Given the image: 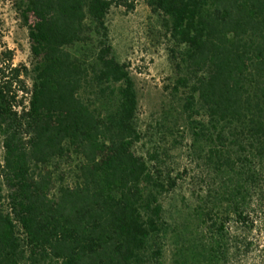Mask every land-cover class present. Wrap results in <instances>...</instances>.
<instances>
[{
    "label": "trees",
    "instance_id": "16d2710c",
    "mask_svg": "<svg viewBox=\"0 0 264 264\" xmlns=\"http://www.w3.org/2000/svg\"><path fill=\"white\" fill-rule=\"evenodd\" d=\"M188 48L182 85L209 116V154L228 172L264 164V0H149ZM35 59L0 69V264H142L160 230L164 185L135 145L139 98L104 45L91 67L69 50L108 36L107 15L127 0H23ZM2 72V73H1ZM96 84L100 93L87 97ZM20 92L30 93L26 104ZM190 103V104H191ZM79 157L77 179L55 191L56 159ZM248 154V155H247ZM252 162V161H251Z\"/></svg>",
    "mask_w": 264,
    "mask_h": 264
},
{
    "label": "rangeland",
    "instance_id": "374dc122",
    "mask_svg": "<svg viewBox=\"0 0 264 264\" xmlns=\"http://www.w3.org/2000/svg\"><path fill=\"white\" fill-rule=\"evenodd\" d=\"M133 8L114 5L107 15L108 36L91 25V41L69 50L96 63L104 45L130 72L139 98L135 145L164 188L160 230L148 240L142 264H264V164L244 161L228 172L209 154L214 133L209 116L190 102L191 87L182 85L181 57L188 46L174 36L166 15L149 0H127ZM23 0H0V69L12 77L20 67L32 89L35 59ZM2 73V72H1ZM100 93L96 84L84 91ZM30 93L20 92L25 103ZM191 103V104H190ZM248 155V154H247ZM5 149L0 136V160ZM79 157L56 159L55 191L77 179Z\"/></svg>",
    "mask_w": 264,
    "mask_h": 264
}]
</instances>
